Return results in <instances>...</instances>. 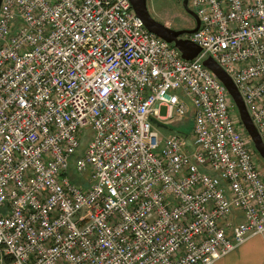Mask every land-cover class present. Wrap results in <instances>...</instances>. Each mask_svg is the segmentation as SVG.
<instances>
[{
	"label": "built area",
	"instance_id": "2783aa9c",
	"mask_svg": "<svg viewBox=\"0 0 264 264\" xmlns=\"http://www.w3.org/2000/svg\"><path fill=\"white\" fill-rule=\"evenodd\" d=\"M189 1L192 61L129 0H2L0 264H214L264 240V170L202 65L264 144V0ZM188 113L189 139L150 122Z\"/></svg>",
	"mask_w": 264,
	"mask_h": 264
},
{
	"label": "water",
	"instance_id": "95a60500",
	"mask_svg": "<svg viewBox=\"0 0 264 264\" xmlns=\"http://www.w3.org/2000/svg\"><path fill=\"white\" fill-rule=\"evenodd\" d=\"M132 10L135 15L142 21L144 27L148 32L155 35L156 37L162 39L163 41L172 44L181 54V58L185 61L194 60L201 52L200 48L191 43L188 40L183 39L185 35H191L199 29V20L194 12L188 7V0H183L181 5L183 10L193 18L195 26L193 29L185 31H177L164 26L163 24L156 21L150 15L147 7V0H129ZM2 0H0L1 6ZM202 65L211 71L215 77L225 86L227 92L229 93L235 108L238 113V117L241 125L249 136L253 148L257 153L258 157L264 162V144L258 134L256 127L254 126L246 106L237 90L233 84L230 77L212 60L207 58L202 62ZM150 122L156 128L167 129V125L157 122L155 119L151 118Z\"/></svg>",
	"mask_w": 264,
	"mask_h": 264
},
{
	"label": "rangeland",
	"instance_id": "374dc122",
	"mask_svg": "<svg viewBox=\"0 0 264 264\" xmlns=\"http://www.w3.org/2000/svg\"><path fill=\"white\" fill-rule=\"evenodd\" d=\"M147 7L150 15L159 23L170 29L181 31L191 30L195 26V22L182 8L181 3L175 0H147ZM188 7L191 9V2H188ZM191 110V106L189 105ZM161 115L165 114V109L161 108ZM236 119L240 122L237 112H234ZM167 129L156 128L161 135H168L171 132H178L187 136L189 139L192 135L193 122L190 113L183 118H175L167 123ZM88 135L82 140L85 146ZM252 143V142H251ZM260 168L264 170V162L259 158Z\"/></svg>",
	"mask_w": 264,
	"mask_h": 264
},
{
	"label": "crops",
	"instance_id": "0c3cea01",
	"mask_svg": "<svg viewBox=\"0 0 264 264\" xmlns=\"http://www.w3.org/2000/svg\"><path fill=\"white\" fill-rule=\"evenodd\" d=\"M214 264H264V240L254 237Z\"/></svg>",
	"mask_w": 264,
	"mask_h": 264
}]
</instances>
